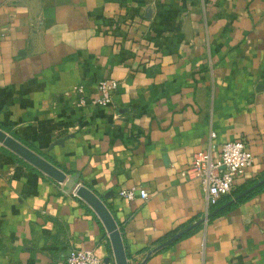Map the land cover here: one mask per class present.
Wrapping results in <instances>:
<instances>
[{
  "label": "crops",
  "instance_id": "obj_1",
  "mask_svg": "<svg viewBox=\"0 0 264 264\" xmlns=\"http://www.w3.org/2000/svg\"><path fill=\"white\" fill-rule=\"evenodd\" d=\"M0 33L1 128L105 202L129 264L205 218L201 180L182 175L195 153L244 141L254 164L232 193L264 177V0H0ZM103 79L113 104L78 108L73 89L94 96ZM3 148L0 264H66L72 250L115 264L92 209ZM130 188L148 200L118 196ZM225 210L147 264H264V190Z\"/></svg>",
  "mask_w": 264,
  "mask_h": 264
},
{
  "label": "built area",
  "instance_id": "obj_2",
  "mask_svg": "<svg viewBox=\"0 0 264 264\" xmlns=\"http://www.w3.org/2000/svg\"><path fill=\"white\" fill-rule=\"evenodd\" d=\"M2 37L3 33H0V38ZM117 90L118 83L116 81L103 79L98 82L97 93L94 96H86L84 86L75 87L73 92L78 96L77 107L86 109L111 106ZM211 137L214 138L215 134H211ZM211 147L213 148V146ZM253 164L254 156L244 141L229 142L223 145L217 160L214 159L211 150L193 155L190 166L182 172V175L189 180H201L207 203L205 218L209 216L211 209L217 206L222 198L232 193L236 179L243 177L246 170ZM118 196L128 201L137 198L146 201L149 198L145 190L136 188L120 189ZM66 264H104V261L93 251L72 250L66 258Z\"/></svg>",
  "mask_w": 264,
  "mask_h": 264
},
{
  "label": "water",
  "instance_id": "obj_3",
  "mask_svg": "<svg viewBox=\"0 0 264 264\" xmlns=\"http://www.w3.org/2000/svg\"><path fill=\"white\" fill-rule=\"evenodd\" d=\"M66 140L67 138L57 140L51 145V149L54 148V146H63ZM0 145L9 150L17 157H19L27 164L31 165L33 168H35L42 174L54 180L58 184L64 185L67 194L74 193L77 197L83 200L92 209V211L95 213V215L98 217V219L104 226L113 250L115 264H129L123 236L113 214L111 213L105 202L97 194H95L88 187L79 183L80 176L78 174L68 176L62 169H60L59 167L51 163L49 160H47L45 157L36 153L20 141L16 140L14 137H12L9 133H7L1 128ZM262 186H264V179L251 186L249 189L245 190L228 203L217 208L207 218H203L202 220L195 222L191 226L183 229L173 237L166 240L161 245L157 246L147 255V257L141 264H147L150 257L154 253L162 250L166 246L182 238L187 233L191 232L194 228L202 225L205 221L209 220L210 217L227 209L229 206L233 205L234 203L240 201L241 199L260 189Z\"/></svg>",
  "mask_w": 264,
  "mask_h": 264
},
{
  "label": "trees",
  "instance_id": "obj_4",
  "mask_svg": "<svg viewBox=\"0 0 264 264\" xmlns=\"http://www.w3.org/2000/svg\"><path fill=\"white\" fill-rule=\"evenodd\" d=\"M0 128H1V126H0ZM2 129V128H1ZM4 130V129H3ZM4 131H6L7 133H9L12 137H14L16 140H18V141H20L21 143H23L24 145H26L27 147H29L30 149H32L33 151H35L36 153H38V154H40V155H42L43 157H45L47 160H49V158H47V156L46 155H43V154H41L40 152H39V150L36 148V147H34L33 145H31L30 143H28V142H26L25 140H23L20 136H18V135H16L15 133H12V132H10L9 130H4ZM3 151L5 152V153H7L8 155H10L12 158H14L17 162H19V163H21V164H24V165H27L28 167H30V168H32L33 169V167H31V166H29L26 162H24L23 160H21L20 158H18L17 156H15L14 154H12L10 151H8L7 149H5V148H3ZM50 161V160H49ZM51 162V161H50ZM52 163V162H51ZM33 170H35V169H33ZM262 179H264V177L263 178H261L260 180H258V181H256V182H254V183H252V184H250V186H248L245 190H247V189H249L251 186H253V185H255L256 183H258L259 181H261ZM245 190H240V191H238V192H233L232 193V195L230 196H226V197H228L227 199H226V202L227 201H231L232 199H234L235 197H237L238 195H240L242 192H244ZM261 190H264V186H262L260 189H258V190H256L255 192H253V193H251L250 195H252V194H254V193H257V192H259V191H261ZM249 196V195H248ZM226 197H224V198H226ZM244 199V198H243ZM243 199H241V200H243ZM240 200V201H241ZM239 202V201H238ZM219 205V204H218ZM217 205V206H218ZM217 206H215L214 208H212L211 209V211L209 212V215L213 212V209H215ZM227 210H224V211H221L220 213H218V214H216V215H214V216H212V217H210L209 218V220H212V219H214V218H216V217H218V216H220V215H222V214H224L225 212H226ZM192 225V224H191ZM190 225V226H191ZM189 227V226H188ZM183 229H185V227H182V228H178L177 230H175L174 232H171L170 234H168V235H166L165 237H163V238H161V239H159L158 241H156L155 243H154V245H161L162 243H164L166 240H168L169 238H171V237H173L174 235H176L177 233H179L180 231H182ZM190 234V232L189 233H187L186 234V236L187 235H189ZM151 252V251H150ZM149 252V253H150Z\"/></svg>",
  "mask_w": 264,
  "mask_h": 264
}]
</instances>
